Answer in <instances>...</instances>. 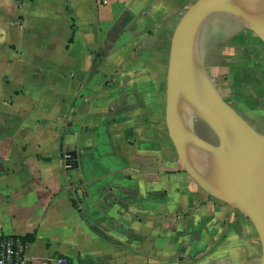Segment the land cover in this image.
Wrapping results in <instances>:
<instances>
[{
	"label": "crops",
	"instance_id": "obj_1",
	"mask_svg": "<svg viewBox=\"0 0 264 264\" xmlns=\"http://www.w3.org/2000/svg\"><path fill=\"white\" fill-rule=\"evenodd\" d=\"M195 1L0 0V235L30 242L23 264L261 263L252 221L169 134L172 36ZM220 22L204 67L264 134V43Z\"/></svg>",
	"mask_w": 264,
	"mask_h": 264
},
{
	"label": "water",
	"instance_id": "obj_2",
	"mask_svg": "<svg viewBox=\"0 0 264 264\" xmlns=\"http://www.w3.org/2000/svg\"><path fill=\"white\" fill-rule=\"evenodd\" d=\"M218 15L252 31L264 43V0H196L172 36L166 121L182 169L209 195L252 221L264 264V134L226 101L201 56L204 30ZM194 118L211 127L217 144L195 132ZM76 156L68 154V165Z\"/></svg>",
	"mask_w": 264,
	"mask_h": 264
},
{
	"label": "built area",
	"instance_id": "obj_3",
	"mask_svg": "<svg viewBox=\"0 0 264 264\" xmlns=\"http://www.w3.org/2000/svg\"><path fill=\"white\" fill-rule=\"evenodd\" d=\"M30 242L22 236L0 235V264H23ZM65 263L64 257L56 259Z\"/></svg>",
	"mask_w": 264,
	"mask_h": 264
},
{
	"label": "rangeland",
	"instance_id": "obj_4",
	"mask_svg": "<svg viewBox=\"0 0 264 264\" xmlns=\"http://www.w3.org/2000/svg\"><path fill=\"white\" fill-rule=\"evenodd\" d=\"M222 20H229L228 17L223 16V15H218L213 17L212 19H210L208 25L206 26L205 30H204V37H205V42L210 38L213 37L214 35V31H216L215 28H219L218 26H220V24H222L220 21ZM227 27V26H226ZM231 28H235V26H230ZM238 27H236L237 29ZM215 29V30H214ZM215 36V35H214ZM211 76V75H210ZM240 115L243 114L240 111L238 112ZM254 124L258 125V123H260L259 127H263L264 128V120L262 122H259L261 120V118H253L250 117L249 118ZM193 128L195 130V132L202 137L203 139L217 144L218 143V137L217 135L214 133V131L211 129V127L202 119L199 118H194L193 122H192Z\"/></svg>",
	"mask_w": 264,
	"mask_h": 264
},
{
	"label": "trees",
	"instance_id": "obj_5",
	"mask_svg": "<svg viewBox=\"0 0 264 264\" xmlns=\"http://www.w3.org/2000/svg\"><path fill=\"white\" fill-rule=\"evenodd\" d=\"M26 239V238H25Z\"/></svg>",
	"mask_w": 264,
	"mask_h": 264
}]
</instances>
